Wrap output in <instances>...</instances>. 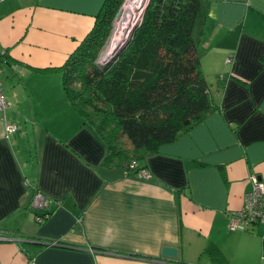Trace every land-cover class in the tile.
Returning <instances> with one entry per match:
<instances>
[{"label":"crops","instance_id":"obj_1","mask_svg":"<svg viewBox=\"0 0 264 264\" xmlns=\"http://www.w3.org/2000/svg\"><path fill=\"white\" fill-rule=\"evenodd\" d=\"M104 2L0 0V264H264V224L230 228L250 175L264 185V0L203 2L194 35L216 105L137 159L149 178L103 164L106 144L62 71H43L67 60ZM37 192L50 200L43 222Z\"/></svg>","mask_w":264,"mask_h":264},{"label":"trees","instance_id":"obj_2","mask_svg":"<svg viewBox=\"0 0 264 264\" xmlns=\"http://www.w3.org/2000/svg\"><path fill=\"white\" fill-rule=\"evenodd\" d=\"M123 1L105 0L92 30L67 60L43 68L62 71L68 100L105 142L102 162L109 166L155 153L216 105L194 35L203 2L213 0H149L128 41L112 62L100 67L97 58ZM124 138L135 154L123 147Z\"/></svg>","mask_w":264,"mask_h":264},{"label":"built area","instance_id":"obj_3","mask_svg":"<svg viewBox=\"0 0 264 264\" xmlns=\"http://www.w3.org/2000/svg\"><path fill=\"white\" fill-rule=\"evenodd\" d=\"M129 0H124L121 7L123 9L126 7V4ZM143 0H133L132 3L138 4L142 3ZM149 0H146V5L148 4ZM140 13V11H139ZM116 24V19H115ZM4 70V62L0 57V73ZM10 107V102L6 94L3 90V83L0 79V112L4 118H6L7 109ZM17 130L15 125L10 127V132L14 133ZM139 162L137 160H131L128 163V170L126 171L128 174L135 172L138 176L143 178H149L151 173L149 170L145 168H141L139 166ZM131 171V172H130ZM251 181L253 183V190L246 195L245 203L242 206L239 213L231 219L230 228H249L251 226L257 224H264V185L261 183L260 177L258 173L254 172L250 175ZM50 200L49 198L41 193L37 192L33 199V205L37 209L43 211L38 215L37 220L39 222H43L46 220L50 212L45 211L46 207L48 206Z\"/></svg>","mask_w":264,"mask_h":264},{"label":"water","instance_id":"obj_4","mask_svg":"<svg viewBox=\"0 0 264 264\" xmlns=\"http://www.w3.org/2000/svg\"><path fill=\"white\" fill-rule=\"evenodd\" d=\"M146 6H147L146 0H143L142 4L140 6H138L140 13H138V16L135 17L134 22H133L134 25L129 28L126 41H128L131 34L134 32L135 26L138 25V23L142 21L143 13L146 9ZM123 13H124V9H123V7H121L119 9L117 15H116V18H115L116 22L121 20V18L123 17ZM122 45H120L119 47H113L112 51L103 52V54L97 60V65H99L100 67H102L104 65H108V63L110 61H113V59L116 57L119 50L122 48ZM0 240H1V237H0ZM51 243L56 244L57 241H52ZM162 255L164 257H167V258L175 259L178 256V249H177V247L167 245L163 248Z\"/></svg>","mask_w":264,"mask_h":264},{"label":"bare ground","instance_id":"obj_5","mask_svg":"<svg viewBox=\"0 0 264 264\" xmlns=\"http://www.w3.org/2000/svg\"><path fill=\"white\" fill-rule=\"evenodd\" d=\"M133 0H129L124 8L123 17L120 21H117V29L115 27V34L107 48L106 51H112L113 47H119L125 41V37L127 36L128 30L134 23L131 24V21L134 22L135 17L138 16L139 9L138 4L132 3ZM142 3H139L141 5ZM131 24V26H129ZM125 31V32H124ZM124 32L123 38L121 33Z\"/></svg>","mask_w":264,"mask_h":264},{"label":"rangeland","instance_id":"obj_6","mask_svg":"<svg viewBox=\"0 0 264 264\" xmlns=\"http://www.w3.org/2000/svg\"><path fill=\"white\" fill-rule=\"evenodd\" d=\"M132 23H133V22L131 21V24H132ZM131 24H130L129 26H131ZM115 27H116V29H117V24H115V21H114V23H113V27H112L111 35H110V37L108 38V41H107V43H106V46H105V47L103 48V50L100 52L99 57L103 54V52H106V50H107V48H108V46H109V44H110V42H111V40H112L114 34H115V30H116ZM124 32H125V31H124ZM124 32L121 33L122 38H123ZM126 38H127V36L125 37V41H126ZM125 41H124V42H125ZM124 42H123V43H124ZM123 43H122V44H123ZM122 44H120V45H122ZM99 57H98L97 59H99ZM110 62H112V61H110ZM110 62H109V63H110ZM122 144H123V147H124V148H127L128 152H129V155H130V154H135V153L132 152V147H131L130 143H129L125 138L122 140Z\"/></svg>","mask_w":264,"mask_h":264},{"label":"clouds","instance_id":"obj_7","mask_svg":"<svg viewBox=\"0 0 264 264\" xmlns=\"http://www.w3.org/2000/svg\"><path fill=\"white\" fill-rule=\"evenodd\" d=\"M121 8V7H120ZM108 41V40H107ZM106 46V45H105Z\"/></svg>","mask_w":264,"mask_h":264}]
</instances>
